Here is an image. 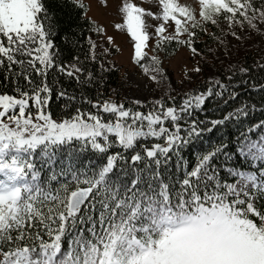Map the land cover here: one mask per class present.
Segmentation results:
<instances>
[{
  "label": "snow or ice",
  "instance_id": "obj_1",
  "mask_svg": "<svg viewBox=\"0 0 264 264\" xmlns=\"http://www.w3.org/2000/svg\"><path fill=\"white\" fill-rule=\"evenodd\" d=\"M93 3L111 10L107 25ZM73 6L83 59L56 48L51 0H0V264H264V48L258 74L236 62L206 75L196 44L264 43V0ZM119 35L147 96L100 91L116 65L97 50L122 52ZM180 49L194 63L177 89L164 59ZM241 86L253 95L238 99Z\"/></svg>",
  "mask_w": 264,
  "mask_h": 264
},
{
  "label": "trees",
  "instance_id": "obj_2",
  "mask_svg": "<svg viewBox=\"0 0 264 264\" xmlns=\"http://www.w3.org/2000/svg\"><path fill=\"white\" fill-rule=\"evenodd\" d=\"M52 3V16L53 22L55 25V35L52 37L56 48L61 51L62 57L68 58L69 53L72 55H80L83 59L85 52L88 49L87 37L89 35L86 21L84 19V14L82 10L73 6V0H51ZM79 13V14H78ZM93 37L95 34H92ZM174 43V42H173ZM215 40L209 39L207 36H202L197 42V46L202 49L204 53H206V58L204 62L205 74L206 75H220L223 69L227 68L231 63L236 62H247V64L253 66V74H258L259 70L255 68L253 65V60H259V49L264 48V43H249L245 41H240L238 47L226 58V60L218 59L214 56V54L209 49L210 46L214 45ZM112 52H115L112 50ZM98 59L103 61L106 66H108V60L105 59L103 54L97 52ZM163 55L164 54H160ZM172 55H168L166 59L170 58ZM98 68L99 65L96 64ZM168 75L170 77L171 84L174 88L180 89L185 85H182L180 81L174 79L173 74L168 71ZM4 71L0 69V89H6L8 87L7 83L3 80ZM194 81L195 83H198ZM61 83L68 88L69 91H72L76 85L70 84L66 78H61ZM133 85L128 82L125 77L121 74L120 67L112 68L111 71L106 73L105 81L103 87L100 89L104 93L105 96H108L112 93V90H116L119 93L125 94L127 90L132 88ZM93 94H95V89L92 90ZM240 97L245 98L248 96H252L253 93L249 91H245L244 87L241 86ZM60 101L53 100V107L56 106ZM206 107L211 109L210 102L206 101ZM208 115L212 116L213 113L211 110ZM260 113H256L253 115L252 119H258L260 117ZM203 118V115H201ZM225 135H235V129L229 127L225 130ZM220 136V133L215 129L212 133L207 134V140H215ZM194 148L190 147L185 151L184 155L189 159L193 158Z\"/></svg>",
  "mask_w": 264,
  "mask_h": 264
},
{
  "label": "rangeland",
  "instance_id": "obj_3",
  "mask_svg": "<svg viewBox=\"0 0 264 264\" xmlns=\"http://www.w3.org/2000/svg\"><path fill=\"white\" fill-rule=\"evenodd\" d=\"M137 2H139V0H137ZM84 3L88 4L89 0H84ZM142 6L147 7L148 4L145 3ZM110 13L111 10L105 12L101 8L97 7L95 3H93L88 15L98 20L100 23L107 25L108 22L112 19V15ZM108 31L111 34L112 28L109 27ZM221 38L224 39L223 45H221L218 40H215L214 45L210 46L209 49L218 59L226 60V58L229 57V55H231V53L238 47L240 41H236L235 38L231 35H227L226 37L222 36ZM129 40L130 37H127L126 35L117 36L116 42L121 46L122 52H116L115 46H112L111 52L112 50H114L115 52H112V54L107 58L113 61L116 67H120L121 74L125 77L128 82L133 85V87L127 90L125 94L144 97L149 95V92L146 89L141 90L140 86L137 83L138 81L142 80V77L137 73V70L129 62V56L131 54V46L128 43ZM260 41L261 37L259 36L255 37L254 42L252 40H248L249 43L253 44L258 43ZM97 52L101 53L99 49L97 50ZM161 56L162 58H164L163 55ZM196 59H199V57H197ZM186 63H194L189 52L186 49H180L175 55H172L168 59H164V65L166 69L173 74L174 79L177 81H180Z\"/></svg>",
  "mask_w": 264,
  "mask_h": 264
}]
</instances>
